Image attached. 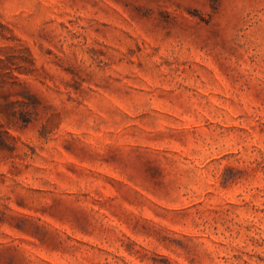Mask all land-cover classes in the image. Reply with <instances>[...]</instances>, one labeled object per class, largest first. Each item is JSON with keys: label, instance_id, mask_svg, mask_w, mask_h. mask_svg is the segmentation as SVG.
Returning a JSON list of instances; mask_svg holds the SVG:
<instances>
[{"label": "rangeland", "instance_id": "374dc122", "mask_svg": "<svg viewBox=\"0 0 264 264\" xmlns=\"http://www.w3.org/2000/svg\"><path fill=\"white\" fill-rule=\"evenodd\" d=\"M0 264H264V0H0Z\"/></svg>", "mask_w": 264, "mask_h": 264}]
</instances>
